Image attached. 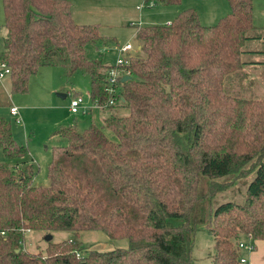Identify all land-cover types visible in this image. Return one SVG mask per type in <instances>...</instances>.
<instances>
[{
  "label": "trees",
  "instance_id": "1",
  "mask_svg": "<svg viewBox=\"0 0 264 264\" xmlns=\"http://www.w3.org/2000/svg\"><path fill=\"white\" fill-rule=\"evenodd\" d=\"M142 1L153 7L181 0ZM227 2L230 12L212 26L188 9L169 26L137 29L142 56L130 58L129 79L119 80L112 107L128 114L108 112L102 120L114 138L93 124L81 132L76 124L58 128L54 134L67 144L52 148L49 186L33 184L27 148L0 117V150L14 162L0 163V264H192L200 226L214 240L211 264H241V238L264 240V93L242 86L246 67L264 65L243 61L264 54L254 50L264 36L253 23V0ZM2 6L0 62L10 69L12 94H26L41 68L59 67L69 78L88 76L92 103H107L110 67L86 54L88 45H109L99 25L76 23L67 0ZM251 173L241 203L213 209L229 185L219 180ZM30 231H101L128 246L98 251L49 238L44 254H32L24 250Z\"/></svg>",
  "mask_w": 264,
  "mask_h": 264
},
{
  "label": "rangeland",
  "instance_id": "2",
  "mask_svg": "<svg viewBox=\"0 0 264 264\" xmlns=\"http://www.w3.org/2000/svg\"><path fill=\"white\" fill-rule=\"evenodd\" d=\"M67 1L71 3V15L73 14V20L76 23L99 25L100 35L109 39L107 47L97 48L92 45L86 47L88 59H101L103 64L109 67H115L118 58H128L127 60L130 61V58L142 56L140 50L137 49L140 42L135 37L137 29L141 27L162 25L169 19H174L178 13L188 9L197 13L201 25H213L210 24L211 16L208 14V8L205 7L208 1L205 0H181L178 5L163 6L158 4L153 7H145L142 0ZM224 2V11H227V6L229 11L227 0ZM255 28L257 27L255 26ZM257 29L264 36V29ZM4 31V13L2 0H0V53L3 50ZM128 43L132 45L133 49L129 51L128 55L121 54V48ZM255 46L254 50L264 52L263 43H257ZM243 61L264 63V54L246 55L243 57ZM245 71L248 73V78L242 86L246 87L252 83L251 93L261 97L264 93V65L256 68L246 67ZM249 80L251 81L249 82ZM0 84L3 88L0 89V117L10 122L14 140L27 148L28 154L24 160L33 165V184L35 186H49L47 169L51 161L52 148L67 144L65 138L54 134L58 128L75 124L80 132L91 124L103 128L102 120L105 116L112 113H117L119 116L128 114L127 109L116 107L108 111L104 110L102 114V111L95 108L89 98L90 81L88 76L78 72L69 78L59 67L41 68L36 75L30 78L28 92L23 95L12 94L9 81L6 78ZM58 94L66 95V98L62 99ZM75 96L83 98L84 104L78 114L71 115L69 106ZM10 107L18 110V117L11 116ZM86 109H92V111L86 113ZM103 131L106 136L114 138L106 129L103 128ZM0 163L14 164L12 160L4 156L1 150ZM254 177L255 173H251L236 180L234 176L219 180L221 183L229 185L224 192H220L212 200L213 209L226 202L241 203L243 195ZM51 234L45 236L42 232H27L24 239V250L32 254H44L46 241L49 238L52 243L70 240L79 243L81 248L98 251H110L128 246L126 239L111 240L101 231H82L78 235L68 231ZM242 251L245 250L240 249V253ZM213 253V237L203 226H200L193 236L192 264H211Z\"/></svg>",
  "mask_w": 264,
  "mask_h": 264
},
{
  "label": "built area",
  "instance_id": "3",
  "mask_svg": "<svg viewBox=\"0 0 264 264\" xmlns=\"http://www.w3.org/2000/svg\"><path fill=\"white\" fill-rule=\"evenodd\" d=\"M170 24H167L169 26ZM132 50V45L131 44H126L121 48L120 53L121 54H127L129 51ZM128 59V58H127ZM123 59V58H118L116 62L115 67H110L107 70V83H108V88H107V94H108V101L105 105L98 106L94 105L95 108L99 110H105L107 108H112L118 104V92H119V80L122 79L123 77H128L129 76V71L126 69V66L129 63V60ZM10 74V69L6 66V64L0 62V82L7 78ZM84 100L83 98L79 96H75L72 98L69 106V111L72 115L78 114L81 111V108H83ZM11 116L14 118L18 117V110L14 107H11L9 109ZM18 121V120H17ZM238 249H243L247 251H253L254 247L252 245H244L242 243L238 244ZM241 264H245L243 258L240 259Z\"/></svg>",
  "mask_w": 264,
  "mask_h": 264
},
{
  "label": "crops",
  "instance_id": "4",
  "mask_svg": "<svg viewBox=\"0 0 264 264\" xmlns=\"http://www.w3.org/2000/svg\"><path fill=\"white\" fill-rule=\"evenodd\" d=\"M205 1H208L207 4H205V7L208 8V14L211 16L210 24L215 25L219 21V19H221L230 12V7L228 11V6H227V11H224L223 3L226 2V1L224 2V0H215V1L205 0ZM72 18H73V14H72ZM172 20L173 19H169L166 23H163L162 25L167 26V24H170ZM253 23L257 28L264 29V0H253ZM203 26H212V25H203ZM137 49L140 50V46H138ZM6 79H8V77ZM0 86L2 87L1 84ZM88 111H92V109L85 110L86 113ZM101 111L103 114L104 111L103 110ZM240 242L246 246L252 245L254 247L253 251H247V250L242 251L241 257L243 258L245 264H264V240L253 241L251 238L242 237Z\"/></svg>",
  "mask_w": 264,
  "mask_h": 264
},
{
  "label": "water",
  "instance_id": "5",
  "mask_svg": "<svg viewBox=\"0 0 264 264\" xmlns=\"http://www.w3.org/2000/svg\"><path fill=\"white\" fill-rule=\"evenodd\" d=\"M127 79H129L128 77H123L121 79L122 82L126 81ZM59 97H61L62 99H65V95H62V94H58Z\"/></svg>",
  "mask_w": 264,
  "mask_h": 264
}]
</instances>
